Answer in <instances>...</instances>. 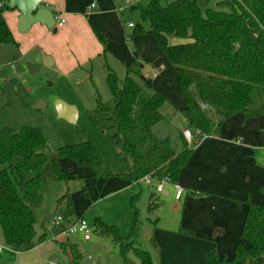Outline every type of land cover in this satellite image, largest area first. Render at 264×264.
<instances>
[{"label": "trees", "instance_id": "trees-1", "mask_svg": "<svg viewBox=\"0 0 264 264\" xmlns=\"http://www.w3.org/2000/svg\"><path fill=\"white\" fill-rule=\"evenodd\" d=\"M200 1L176 0L162 5L159 0H150L146 6L138 4L129 10L139 11L149 24L147 33L174 67L185 103L181 117L188 129L200 131L201 139L217 136L223 123L235 116L259 119L264 115V0H202L204 8ZM7 10L13 11L8 0H2L0 44L16 46L3 17ZM145 33L138 26L132 37ZM95 34L106 45L105 38ZM141 70V63L135 62L127 67L124 81L113 72L107 78L115 104L113 127L120 133L115 143L120 157L126 163L131 160L128 170L114 174L91 143L60 148L58 154L78 168L90 169L95 180L117 176L121 181L139 184L146 179L160 182L168 178L171 185H176L193 148L185 145L182 153H176L168 139L154 133V127L164 120L161 109L166 98ZM210 114L212 121L208 119ZM46 150V139L38 129L23 128L14 133L0 125V228L11 250L30 252L47 241L46 234L38 235L36 231L35 216L42 205ZM52 170L58 179L64 178L57 162L52 163ZM140 196L131 198L134 218L129 237L123 238L118 227L100 218L96 221L97 232L118 246L124 264H154L148 252L133 245L139 226ZM153 199L154 195L149 214L157 205ZM63 200L70 205L68 195L60 202ZM245 203L248 209L240 239L248 245H239L231 259L219 258L215 249L208 251L206 264H264V205ZM182 232L193 236L191 231ZM58 244L72 264L79 263L81 255L75 245Z\"/></svg>", "mask_w": 264, "mask_h": 264}, {"label": "rangeland", "instance_id": "rangeland-1", "mask_svg": "<svg viewBox=\"0 0 264 264\" xmlns=\"http://www.w3.org/2000/svg\"><path fill=\"white\" fill-rule=\"evenodd\" d=\"M159 1L162 5H167L174 0ZM149 2L150 0H143L140 4L146 6ZM200 5L204 8L202 0ZM11 12L4 11L3 17L9 16ZM120 23L125 26L132 24L135 29L140 26L146 32L140 36L149 35L147 33L149 24L142 20L137 10L123 11L120 14ZM129 31L131 35L134 33V29ZM14 32L18 38L14 36L17 46L0 44V125L14 133L23 128H35L46 139L48 162L42 171V205L35 211V216L36 231L38 235L46 234L48 242L40 251H20L17 256L14 250L6 247L0 228V246L3 248L0 264H49L50 261L56 260L50 259L46 254L50 251H59L60 264H72L69 255L56 243L58 240L55 238H60L61 231L53 226V221L58 217L74 221L83 217L92 230L91 242H85L81 235L62 238L66 243L70 242L76 246L81 255L78 264H124L118 246L110 239L101 237L97 232V219L100 218L105 223L118 227L123 238L129 237L134 218L131 198L141 194L137 203L139 224L145 223L153 229L155 220L161 219L163 227H177L180 215L172 208V204L175 203L174 190L171 186H167L171 195L162 197L161 194L156 193L159 181L152 180H150L152 185L122 189L124 182L117 176L106 182L95 180L90 169L78 168L72 161L61 159L58 154L60 148L91 143L105 158L114 174L126 172L128 164H131L130 158L126 163L120 157L115 143V137L120 133L113 127L115 104L107 83L112 61L101 56L86 67L75 69L68 74L59 67H53L32 76L21 61L23 47L30 43L29 35H25L28 32L22 33L19 26ZM142 64L144 65V62ZM92 70H95L94 73ZM115 70L116 72L111 71L116 78L121 82L124 81L127 69L118 64ZM161 89L158 92L166 98V103L161 109L164 120L157 124L155 130L159 138L169 139L174 145V150L180 153L182 143L179 131L187 128L180 116L181 97L176 92V83L172 77L166 79ZM58 101L75 108L76 122L69 123L59 118L56 112ZM53 162L59 164L64 178L56 177L52 170ZM151 194L154 195L152 201L157 205L153 213L149 214L147 210L151 202ZM65 195H68L70 205L65 200L60 202ZM160 198L166 204L163 207L159 205ZM62 225L67 226V222H63ZM138 232L139 230L133 239L135 248H138L137 239L138 242L145 239L144 230ZM128 247H132V244Z\"/></svg>", "mask_w": 264, "mask_h": 264}, {"label": "crops", "instance_id": "crops-1", "mask_svg": "<svg viewBox=\"0 0 264 264\" xmlns=\"http://www.w3.org/2000/svg\"><path fill=\"white\" fill-rule=\"evenodd\" d=\"M94 2L96 9L91 11L89 8ZM127 2L128 0H43V8L64 20L65 24L53 30L39 24L32 26L25 34L29 35L30 43L23 47L22 63H33L38 56L43 61L50 58V66L43 64L41 72L59 67L68 74L86 67L101 56L112 61L109 73L116 72L118 64L127 69L136 61H143L141 73L145 79L152 81L157 92L166 79L172 77L176 83V92L181 97L177 73L153 37L150 34L132 37L134 33L131 35L129 30L135 31V26L120 23V14L129 10ZM19 18L17 11L4 17L13 37L16 36L14 31L19 26ZM95 32L105 38L106 45L99 42ZM92 71L94 73L95 70ZM179 106L181 111L185 107L182 97ZM156 127L157 125L154 133L157 135ZM187 130L193 134L192 144L183 137V132ZM179 137L182 143L180 153L184 151L185 145L193 148V152L178 182L185 189V194L180 202L174 200L175 203L172 204L174 212L180 215L178 226L163 227L162 220L157 218L154 226L152 225L153 229L140 223L138 230H144L145 239L139 242L137 239L136 244L139 249L150 254L154 264H206L205 255L213 249L217 251L219 258L231 259L239 245H248L240 239L248 209L245 202L264 205V115L259 119H246L243 115L228 119L220 127L217 136L200 139L196 132L186 128L179 131ZM143 185L152 183L150 179L139 184L124 182L122 189ZM167 193L171 195L165 188L161 196L166 197ZM238 201L242 204L239 205ZM159 205H166L161 198ZM182 231H191L193 236L185 235ZM62 238L64 237L53 242H65ZM47 242L48 240L30 252L40 251ZM97 250L100 251V248L97 247ZM19 252L15 251L17 256ZM2 254L3 252L0 256ZM46 254L60 263L59 251Z\"/></svg>", "mask_w": 264, "mask_h": 264}, {"label": "water", "instance_id": "water-1", "mask_svg": "<svg viewBox=\"0 0 264 264\" xmlns=\"http://www.w3.org/2000/svg\"><path fill=\"white\" fill-rule=\"evenodd\" d=\"M8 7L20 14L19 30L22 33L29 32L31 27L36 24L45 26L49 30L55 29V16L50 10L43 8V0H8ZM49 61H51L50 58L43 61L41 56H38L34 59L33 63H26L25 67L27 72L33 76L41 72L43 64L49 67ZM56 112L59 118L69 123H74L77 120V111L75 108L67 105L63 101L57 102ZM208 119L212 121L214 119L213 115L210 114ZM169 196V193H167L166 197Z\"/></svg>", "mask_w": 264, "mask_h": 264}, {"label": "built area", "instance_id": "built-area-1", "mask_svg": "<svg viewBox=\"0 0 264 264\" xmlns=\"http://www.w3.org/2000/svg\"><path fill=\"white\" fill-rule=\"evenodd\" d=\"M142 0H128L127 2V8L130 9L138 4L141 3ZM1 6V5H0ZM91 11L96 9V3H92V5L89 8ZM56 20V26L55 27H62L65 24V21L55 17ZM130 27H133L132 25H130ZM196 134L201 137V133L200 131H197ZM183 137L184 139L189 143L192 144L193 143V134L191 131H184L183 132ZM148 180V179H147ZM167 186H172L173 190H174V200L176 202H180L185 194V189L180 186L179 184L176 185H171L170 181L168 178H164L163 180H161L159 182V184L156 187V193L157 194H162L165 191V188ZM67 222V226H63L62 223L63 222ZM53 226L57 227L60 229L61 231V235L60 237H72V236H77V235H81L83 236V240L85 242H90L92 240L91 234H92V230L90 228V226L88 225L87 221L84 218H79L75 221H67L65 219H62L61 217L56 218L53 221ZM57 239V238H55ZM3 252V248L0 246V254ZM49 264H60L58 262H51Z\"/></svg>", "mask_w": 264, "mask_h": 264}]
</instances>
